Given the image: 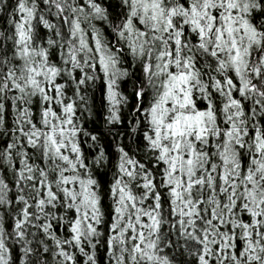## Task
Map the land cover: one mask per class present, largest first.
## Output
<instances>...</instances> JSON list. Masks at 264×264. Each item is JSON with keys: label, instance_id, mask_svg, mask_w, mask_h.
<instances>
[{"label": "snow or ice", "instance_id": "snow-or-ice-1", "mask_svg": "<svg viewBox=\"0 0 264 264\" xmlns=\"http://www.w3.org/2000/svg\"><path fill=\"white\" fill-rule=\"evenodd\" d=\"M0 13V264H264V0Z\"/></svg>", "mask_w": 264, "mask_h": 264}, {"label": "trees", "instance_id": "trees-1", "mask_svg": "<svg viewBox=\"0 0 264 264\" xmlns=\"http://www.w3.org/2000/svg\"><path fill=\"white\" fill-rule=\"evenodd\" d=\"M2 26H6V20H5V16L3 13H0V27ZM97 105H99V93H97ZM94 121L93 122H89L86 126L89 129L92 128H104V121H103V112H97L95 117H94ZM106 131V130H105ZM105 143H107V141H105ZM98 178L101 180L102 184H106L110 179V175L105 174L104 170L101 169L100 172L98 173ZM20 253L18 251H14V258L19 256ZM97 258L100 261V264H107V258H106V250H105V246L103 243H101L100 245H98V249H97ZM16 264H19V261H16Z\"/></svg>", "mask_w": 264, "mask_h": 264}]
</instances>
